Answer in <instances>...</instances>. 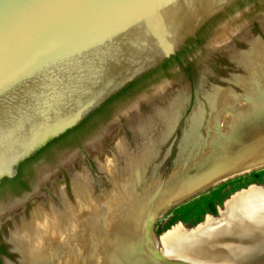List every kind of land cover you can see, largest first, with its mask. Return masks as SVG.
Instances as JSON below:
<instances>
[{
  "label": "water",
  "instance_id": "water-1",
  "mask_svg": "<svg viewBox=\"0 0 264 264\" xmlns=\"http://www.w3.org/2000/svg\"><path fill=\"white\" fill-rule=\"evenodd\" d=\"M240 1L0 0V181ZM254 150L211 164L180 194L264 167V149Z\"/></svg>",
  "mask_w": 264,
  "mask_h": 264
},
{
  "label": "rangeland",
  "instance_id": "rangeland-1",
  "mask_svg": "<svg viewBox=\"0 0 264 264\" xmlns=\"http://www.w3.org/2000/svg\"><path fill=\"white\" fill-rule=\"evenodd\" d=\"M223 24L229 25L230 37L227 40L218 34ZM259 45L264 46V0L227 12L219 19L204 49L194 54L189 74L176 72L174 77L120 101L108 118L98 123L79 146L66 147L50 160H42L26 192L0 197V244H7L9 250L6 256H1V264H25L23 253L9 241L10 233L30 218L34 207L39 206L46 211L61 209L62 188L66 199L74 203L71 194L73 177H86L89 190L96 199L113 196L117 191L118 178L108 165L113 162L115 172L120 173L125 168L118 144L122 143L129 154L135 155L142 143L149 139L155 142L144 166V184L137 189V194L142 193V188L152 178L160 183L167 181L181 155V144L187 134L188 160L190 155L211 159L217 154L218 144L230 128L226 120L231 113H222L215 120L218 136L209 147L207 126L216 101L224 92H230L236 98L238 108H250L256 103L246 99L242 80L248 78L252 67H255L253 56ZM183 154L186 157V153ZM54 176H59L56 182L53 181ZM251 185L264 186V167L209 185L186 198L184 196L195 188L184 194H175L172 198L175 202L170 203L159 216L150 215L145 219V223L151 226L154 242L146 239L151 245L133 246L129 251L133 255H150L156 264H202L204 243L195 244V248L188 252V259H179L169 256L161 237L173 231L178 224L188 236L200 227H208L207 220L213 228L220 229L225 224V218L221 216L225 202ZM253 222L237 226L227 221L226 225L232 230L250 225L256 229ZM211 240L212 244L213 238Z\"/></svg>",
  "mask_w": 264,
  "mask_h": 264
},
{
  "label": "bare ground",
  "instance_id": "bare-ground-1",
  "mask_svg": "<svg viewBox=\"0 0 264 264\" xmlns=\"http://www.w3.org/2000/svg\"><path fill=\"white\" fill-rule=\"evenodd\" d=\"M227 30L225 28L224 32ZM253 63L255 67H252L250 76L242 80V85L246 99L256 103L250 108H238L236 98L230 92H224L216 101L207 126L209 147L218 136L215 120L222 113H231L226 120L230 128L218 144L217 154L211 159L190 155L188 160L187 134L181 144V155L167 181L160 183L152 178L142 188V193L137 194V189L144 184V166L155 142L149 139L142 143L135 155L129 154L122 143L118 144L125 168L120 173L115 172L113 162L108 165L118 178L117 191L113 196H105L102 200L94 198L87 178L75 176L71 182L74 203L66 199L62 188L61 209L46 211L42 207H34L30 218L10 233L9 241L23 253L25 264H156L150 255H133L129 251L133 246L151 245L146 239L154 242L150 224L144 226L145 219L150 215L159 216L170 203L175 202L172 201L175 194L186 191L198 181V176L211 171V164L221 161L232 163L248 156L256 148L264 149V46H257ZM182 153H186V157ZM250 172L233 174L221 182ZM263 207L264 186L251 185L225 202V210L221 211L225 224L220 229L213 228L207 220L209 228L203 226L202 231L192 232L188 238L178 224L161 240L166 252L174 258L188 259V252L199 242L204 243L202 264H264ZM227 221L237 226L254 221L257 228L250 225L232 230L226 225Z\"/></svg>",
  "mask_w": 264,
  "mask_h": 264
},
{
  "label": "trees",
  "instance_id": "trees-1",
  "mask_svg": "<svg viewBox=\"0 0 264 264\" xmlns=\"http://www.w3.org/2000/svg\"><path fill=\"white\" fill-rule=\"evenodd\" d=\"M258 0H242L235 6L228 9L227 12H234L240 10L244 6L254 4ZM225 14H221L215 19L209 21L204 25L194 38L187 40L186 44L180 48L176 54L170 56L156 69L148 72L135 82L128 85L122 91L110 98L101 107L90 114L79 125L69 129L64 134L51 140L48 144L38 150L33 156L22 162L17 170V174L13 178H4L0 181V197L6 194H18L21 191H27L30 187L31 180L37 170L39 163L42 160H50L53 155L70 146H79L82 140L93 130V128L100 122L106 120L120 101L135 94L150 89L154 85L163 80L170 79L175 76L176 72L189 74L192 71L194 63V54L198 50H203L205 42L214 28ZM8 248L7 244H0V264L1 255Z\"/></svg>",
  "mask_w": 264,
  "mask_h": 264
},
{
  "label": "snow or ice",
  "instance_id": "snow-or-ice-1",
  "mask_svg": "<svg viewBox=\"0 0 264 264\" xmlns=\"http://www.w3.org/2000/svg\"><path fill=\"white\" fill-rule=\"evenodd\" d=\"M3 69V49H0V73H2ZM3 78L2 75H0V86L3 85Z\"/></svg>",
  "mask_w": 264,
  "mask_h": 264
},
{
  "label": "flooded vegetation",
  "instance_id": "flooded-vegetation-1",
  "mask_svg": "<svg viewBox=\"0 0 264 264\" xmlns=\"http://www.w3.org/2000/svg\"><path fill=\"white\" fill-rule=\"evenodd\" d=\"M60 174H61V175L64 174V173H63V170H61ZM58 178H59V176H54L53 181L56 182V181L58 180ZM21 192H26V191H21ZM12 195H13V194H12ZM14 195H15V194H14ZM8 251H9V250L6 249L5 252L3 253V255H1V256H4V255L6 256V255L8 254Z\"/></svg>",
  "mask_w": 264,
  "mask_h": 264
}]
</instances>
